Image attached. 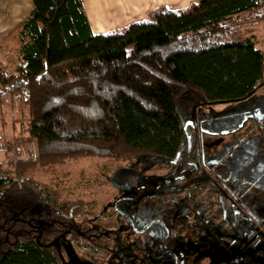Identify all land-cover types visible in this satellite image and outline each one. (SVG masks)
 <instances>
[{"label":"trees","instance_id":"obj_1","mask_svg":"<svg viewBox=\"0 0 264 264\" xmlns=\"http://www.w3.org/2000/svg\"><path fill=\"white\" fill-rule=\"evenodd\" d=\"M31 2L14 69L0 68V109L17 104L28 131L0 136L11 156L0 163V264H57L55 245L93 243L85 202H48L28 170L97 157L115 166L106 165L108 180L136 158L172 159L188 116L250 97L264 72L248 33L264 25V0H199L103 33L81 0Z\"/></svg>","mask_w":264,"mask_h":264},{"label":"flooded vegetation","instance_id":"obj_2","mask_svg":"<svg viewBox=\"0 0 264 264\" xmlns=\"http://www.w3.org/2000/svg\"><path fill=\"white\" fill-rule=\"evenodd\" d=\"M195 115L185 121V146L163 159L172 167L162 171L140 157L109 175L117 193L87 223L93 245L85 246L97 256H82L75 241H64L55 245L57 264H69L73 254L82 264H230L238 255V264H264V160H246L240 171L225 156L206 162V139L226 132L206 128ZM110 217L115 226L97 223Z\"/></svg>","mask_w":264,"mask_h":264},{"label":"rangeland","instance_id":"obj_3","mask_svg":"<svg viewBox=\"0 0 264 264\" xmlns=\"http://www.w3.org/2000/svg\"><path fill=\"white\" fill-rule=\"evenodd\" d=\"M101 1L104 6L96 11V16H98L100 21L105 22L106 26L104 27L112 26V18L105 17L112 15L116 16L121 12L129 14L130 11L131 13L136 12L135 16H139L142 12L137 11L141 10V8L138 3V8H136L133 4V0ZM157 1L160 2V7L164 9L170 8L174 2L179 4L180 10L190 7L188 3L190 0ZM89 2L92 3V0H89ZM142 4H144V2H142ZM145 5H147L146 2ZM160 7L148 12L147 17H150V15L154 11L160 9ZM124 9L125 11H123ZM87 12L89 16H93V14H91L92 10L90 11L88 9ZM248 26V33L254 36L256 46L264 51L263 22H254ZM18 45L19 41L14 34L9 35L6 40L0 43V68L4 69L7 73L14 69L13 60L15 55L13 50L17 48ZM262 77H264V72ZM261 83L262 80L260 81V84ZM0 110V136L3 141L11 140L14 137L17 139L20 136H26L28 134L27 125L24 123L26 120L25 115L20 112L17 104H13V106L4 105ZM194 113L203 121L206 128L218 130L219 132L222 131V133L226 132V134H223L221 137L217 135H215L216 137L208 136L206 139V145L208 146L205 156L206 162H214L222 156H225V161L229 166L236 168V171H240L248 165V163H246V165L243 164L246 160H249V166L252 165V160L256 157H260L261 160H264V141H260L264 136V80L258 90H255L254 94L250 97L240 101L200 108ZM230 129L236 130L229 132ZM30 147V143L20 145L22 155L26 154L24 151ZM9 158H11L10 154L0 149V163L3 162L6 164V160ZM142 158L148 159L145 156L141 157V159ZM154 161L157 167L162 168V171H166L168 167H172V165L165 163L161 157L154 159ZM106 165H110V170L115 169L113 163H108L104 159L97 157H81L68 159L53 168H31L26 174L42 182L43 194L50 203L66 199H74L76 201L82 200L85 202L84 209L87 215L86 218L88 217L87 221L89 222L93 213L98 212L102 205L110 201L118 190V184L105 180V177L108 175L106 174L108 173ZM173 168L175 170L180 169L178 166H173ZM254 214L258 215L257 212H254ZM260 214L264 215V213ZM97 223L107 227L116 225L113 221V217L98 219ZM72 245H77L76 251L82 256H97L96 252H93L91 248L85 246L93 245L87 240L83 239L78 243H72ZM221 252L222 259L225 260L229 258L230 253L227 250L224 249ZM243 256L244 255H242V257L240 255L236 256L234 259L230 260V264H238L241 259L243 261ZM69 264H82V262L79 260L78 256L73 254Z\"/></svg>","mask_w":264,"mask_h":264},{"label":"crops","instance_id":"obj_4","mask_svg":"<svg viewBox=\"0 0 264 264\" xmlns=\"http://www.w3.org/2000/svg\"><path fill=\"white\" fill-rule=\"evenodd\" d=\"M81 1L93 33H103L112 29L121 28L131 22L145 19L147 18L148 12L160 7V2L157 0H133V4L136 8H138L137 3L139 4L141 10L137 11H142L141 15L135 16L136 12L131 13L130 11L129 14L121 12L116 16L112 15L105 17L112 18V26L104 27L106 26L105 22L100 21L98 16H96V11L104 6L103 2L101 0H92V3L89 2V0ZM195 1L198 2L199 0H190L188 3L191 5V3H195ZM142 2H144V4H142ZM145 2L147 5H145ZM178 5L179 4L174 2V4L167 9H180ZM87 7L90 11L92 10L91 14H93V16H89ZM31 8V0H0V43L6 40L9 35H15L17 33L22 21L28 15ZM123 11H125V9Z\"/></svg>","mask_w":264,"mask_h":264}]
</instances>
